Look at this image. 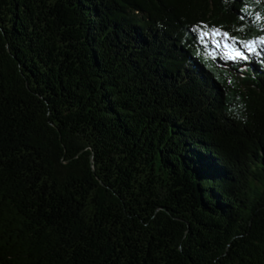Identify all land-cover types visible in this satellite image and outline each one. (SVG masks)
<instances>
[{"label":"trees","instance_id":"trees-1","mask_svg":"<svg viewBox=\"0 0 264 264\" xmlns=\"http://www.w3.org/2000/svg\"><path fill=\"white\" fill-rule=\"evenodd\" d=\"M261 37L264 0H0V264H264V58L223 48Z\"/></svg>","mask_w":264,"mask_h":264},{"label":"snow or ice","instance_id":"snow-or-ice-1","mask_svg":"<svg viewBox=\"0 0 264 264\" xmlns=\"http://www.w3.org/2000/svg\"><path fill=\"white\" fill-rule=\"evenodd\" d=\"M244 18V17H241ZM255 19L259 21L261 19L260 13L255 14ZM208 29L205 31L204 29ZM192 30L196 32V35L194 36V39L197 41H203L205 37H211V36H228L227 33L221 32L219 29H216L214 27L209 28V26L204 25L202 23H198L196 25L192 26ZM261 42L264 43V37H261ZM216 43L219 45L220 41L217 40ZM253 41L249 40L246 43H244L240 48H231L227 43L223 44V48L225 49V58L226 60H231L233 62H236L237 60H243L245 62L249 61L252 56L259 55L262 58H264V52H260L252 47ZM247 49V51H245ZM215 58V57H213ZM243 70V69H242Z\"/></svg>","mask_w":264,"mask_h":264}]
</instances>
